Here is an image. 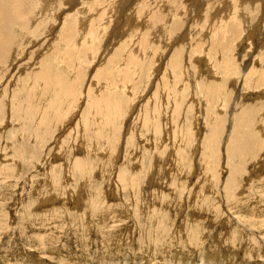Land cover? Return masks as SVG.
<instances>
[{"label":"rangeland","instance_id":"1","mask_svg":"<svg viewBox=\"0 0 264 264\" xmlns=\"http://www.w3.org/2000/svg\"><path fill=\"white\" fill-rule=\"evenodd\" d=\"M71 1L4 48L0 264H264V4Z\"/></svg>","mask_w":264,"mask_h":264},{"label":"bare ground","instance_id":"2","mask_svg":"<svg viewBox=\"0 0 264 264\" xmlns=\"http://www.w3.org/2000/svg\"><path fill=\"white\" fill-rule=\"evenodd\" d=\"M46 0H0V66H2L5 62H8V54H7V51L5 48V45H11L13 43V34L14 33H18V29H24L25 31H29L30 32V35L32 37H35V31H40L41 30V27H44V24L46 25H50L53 21H55L56 18H53V19H50L48 20L46 17H43V14H44V9L46 7V4L47 2H45ZM55 2H58V0H54ZM62 1H65L67 2L68 0H62ZM70 2H72L71 0H69ZM95 1H98V0H95ZM218 1V0H217ZM223 1V0H222ZM222 1H220L222 3ZM244 2L245 1H250V0H243ZM252 1V0H251ZM256 2H258L259 6H263L264 4V0H255ZM50 2V1H49ZM101 1H98V2H91L90 5L91 7L92 6H98L100 5ZM52 3V2H51ZM203 3V2H202ZM227 3V2H226ZM247 2H245L246 4ZM252 2L248 3L250 5L248 6H252V8L254 7V3L251 4ZM204 4V3H203ZM241 4V5H240ZM240 7L245 5L242 1L240 3ZM166 5V4H165ZM163 4V6H165ZM225 5V4H223ZM228 5H230L228 3ZM163 6H162V9H163ZM167 6V5H166ZM201 6V5H200ZM49 7V6H48ZM74 7V6H73ZM199 7V6H198ZM225 7V6H224ZM227 7V6H226ZM239 7V8H240ZM49 9V8H47ZM53 9V8H52ZM156 9V8H155ZM165 9V8H164ZM169 9V8H168ZM245 9V8H244ZM251 8L249 7V10ZM261 9V8H260ZM60 10V9H59ZM58 10V11H59ZM84 10H88L87 7L84 8ZM167 10V9H166ZM227 10H230L227 9ZM226 10V11H227ZM56 11V9H55ZM81 12H83L82 9H80ZM127 11V10H126ZM203 11V10H202ZM239 11V10H238ZM245 11V10H244ZM35 12L37 13H40L38 14L37 17H35ZM51 12V11H50ZM66 12V11H65ZM80 12V13H81ZM163 12V11H162ZM224 12V10H223ZM261 16L264 15V7L261 9ZM36 13V14H37ZM55 13V12H54ZM115 13V12H114ZM227 13V12H225ZM229 13V12H228ZM46 14V13H45ZM58 14V13H57ZM85 14V13H84ZM201 14V13H200ZM51 15V14H50ZM55 15V14H54ZM166 15V14H165ZM199 15V13L197 14ZM196 15V16H197ZM210 15V13H209ZM219 15V14H218ZM224 15V14H223ZM228 15V14H226ZM53 15H51L52 17ZM60 16V15H59ZM50 17V16H48ZM54 17V16H53ZM91 17V15H90ZM114 17V16H113ZM131 17V16H130ZM167 17V16H166ZM201 17V16H200ZM214 17V16H213ZM228 17V16H227ZM260 17V16H259ZM127 18V16H126ZM207 18V17H206ZM86 19V18H85ZM249 19V18H248ZM258 19V18H257ZM262 19L259 18L258 20L260 21ZM264 19V18H263ZM61 20V19H60ZM73 20V24H71L70 22L67 24V25H64V28L62 30V32H60V40H62L64 43L65 42H71L70 44H72L70 47H74L76 45V43L78 42L77 40L75 39H78V38H73V34H72V31L74 32L75 31V27H76V24L77 25H81L83 26L84 28H86V25L87 23L84 22H81L80 21V18H77L75 17ZM135 20V19H134ZM238 20L237 18L235 19V21ZM257 20V21H258ZM131 21V20H130ZM150 21H156L158 22L159 19L157 18V16L153 19V20H150ZM239 22H242L243 19H239L238 20ZM56 22V21H55ZM87 22V21H86ZM127 22V21H126ZM135 22V21H134ZM264 22V21H263ZM42 23V24H41ZM128 23V22H127ZM136 23V22H135ZM141 23V22H140ZM142 23H143V19H142ZM145 23V26L139 25L142 27V28H152V29H156L154 27V25L151 24V22H148V20ZM244 23V22H243ZM242 23V24H243ZM261 23V22H260ZM38 26H35L37 25ZM129 24V23H128ZM246 24V23H245ZM264 24V23H263ZM100 25V24H99ZM126 25L125 23L123 24V26ZM35 26V29L34 30H31L33 27ZM122 26V27H123ZM263 26V25H262ZM50 27V26H48ZM73 27V28H72ZM80 27V26H79ZM127 27V26H126ZM125 27V28H126ZM131 27V26H130ZM72 28V29H71ZM78 28V27H77ZM232 29H233V26H232ZM259 29V28H258ZM128 31V28L126 29ZM141 30V29H140ZM52 31V30H51ZM155 31V30H154ZM153 31V32H154ZM12 32V34H11ZM79 33V31H77ZM126 32V31H125ZM258 32V31H257ZM82 33V32H81ZM85 32H83L84 34ZM77 35V34H76ZM82 35V34H80ZM156 35V34H155ZM154 35V36H155ZM249 35V34H248ZM50 36V35H49ZM84 36V35H83ZM126 36V35H125ZM85 37V36H84ZM153 37V36H152ZM24 38V36H23ZM22 38V39H23ZM38 38V37H37ZM82 38V36H81ZM21 39V40H22ZM155 39V38H154ZM83 40V39H82ZM38 41V39H37ZM42 41V40H41ZM84 41V40H83ZM26 42V41H25ZM32 43V42H31ZM33 44V43H32ZM74 45V46H73ZM30 46V45H29ZM32 46V45H31ZM30 46V47H31ZM69 46V45H68ZM29 47V48H30ZM76 48V47H75ZM75 50V49H74ZM11 52V51H10ZM243 53V52H242ZM178 54H176L175 56H177ZM252 56V55H251ZM51 56L49 57H41L38 59V65H37V68L39 70V73L38 75L36 76L35 75V71H29V73L26 74V72L20 74V75H26L28 76V80H27V84L30 85L32 84V87L34 86V84L36 83V81L40 80L44 83V85L46 86V89L47 90H55L53 87H56L58 88L60 85L63 86V83H62V75L60 74L61 71H58L56 67H59L62 69V71L64 72L66 69L64 68V66H62V64L60 65L58 62L59 60H57L56 58H54V65L48 63L49 62V59H50ZM175 58V57H174ZM17 59V57H15L14 60H12V66H14L16 64V62H14L15 60ZM176 59V58H175ZM257 60V59H256ZM18 72H16L17 74ZM244 74V73H243ZM21 77V76H20ZM20 77L18 76L17 77V80L19 82H21L22 80L20 79ZM22 78V77H21ZM22 83V82H21ZM26 85V84H25ZM22 86V85H21ZM52 88V89H51ZM30 89V88H29ZM25 91V90H24ZM26 91H32L31 89L30 90H26ZM9 103V102H8ZM103 104V103H102ZM9 106V104H8ZM63 128V127H62Z\"/></svg>","mask_w":264,"mask_h":264}]
</instances>
